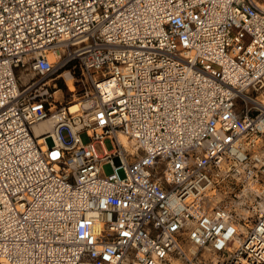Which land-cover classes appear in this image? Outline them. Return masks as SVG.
Returning <instances> with one entry per match:
<instances>
[{"label":"built area","instance_id":"1","mask_svg":"<svg viewBox=\"0 0 264 264\" xmlns=\"http://www.w3.org/2000/svg\"><path fill=\"white\" fill-rule=\"evenodd\" d=\"M263 176L264 0H0V264H264Z\"/></svg>","mask_w":264,"mask_h":264},{"label":"rangeland","instance_id":"2","mask_svg":"<svg viewBox=\"0 0 264 264\" xmlns=\"http://www.w3.org/2000/svg\"><path fill=\"white\" fill-rule=\"evenodd\" d=\"M68 91H71L70 89ZM62 94L63 90H62ZM84 139V138H83ZM106 146L109 148L110 143L109 141H105ZM102 170L105 174H110L112 172L111 164L107 163L102 166ZM120 176H123V171H118ZM264 177V176H263ZM239 187V188H238ZM242 188L241 186H237L236 189H234L232 192H228L226 187H223L220 192V198H222L221 203L225 206L230 207L231 209H235V211L239 214L241 212L245 213L246 206L248 205V194L245 196V191H240L239 189ZM225 191V192H223Z\"/></svg>","mask_w":264,"mask_h":264},{"label":"bare ground","instance_id":"3","mask_svg":"<svg viewBox=\"0 0 264 264\" xmlns=\"http://www.w3.org/2000/svg\"><path fill=\"white\" fill-rule=\"evenodd\" d=\"M62 52H64V51H62ZM66 83L68 86L67 90L70 89L72 91L74 89V87H73V84H72L70 78H68V77L66 78ZM55 95L58 99L61 98V92L59 90L55 92ZM75 108H76V106L74 105L71 107V110H73ZM50 128H51V121L50 120H42L33 126V130L35 131L36 134H38L41 131L49 130ZM122 140L125 142V139L122 138Z\"/></svg>","mask_w":264,"mask_h":264}]
</instances>
